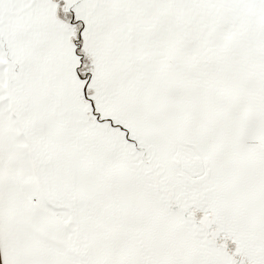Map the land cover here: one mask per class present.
<instances>
[{
	"label": "snow or ice",
	"instance_id": "snow-or-ice-1",
	"mask_svg": "<svg viewBox=\"0 0 264 264\" xmlns=\"http://www.w3.org/2000/svg\"><path fill=\"white\" fill-rule=\"evenodd\" d=\"M0 264H264V0H0Z\"/></svg>",
	"mask_w": 264,
	"mask_h": 264
}]
</instances>
